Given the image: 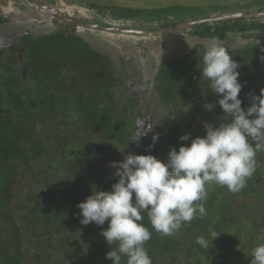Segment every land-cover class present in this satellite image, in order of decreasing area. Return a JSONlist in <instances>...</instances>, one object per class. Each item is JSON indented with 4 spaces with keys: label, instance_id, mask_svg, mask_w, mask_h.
Listing matches in <instances>:
<instances>
[{
    "label": "trees",
    "instance_id": "1",
    "mask_svg": "<svg viewBox=\"0 0 264 264\" xmlns=\"http://www.w3.org/2000/svg\"><path fill=\"white\" fill-rule=\"evenodd\" d=\"M123 13L141 16L142 11L124 9ZM234 24L207 23L195 29L201 36L216 38ZM221 45L239 64L238 80L243 85L239 97L246 110L252 97L260 95L254 85L264 83L263 71L256 64L259 56L255 53L252 62H244L226 44ZM205 48L198 44L192 52L164 62L157 80V101L160 106L161 102L166 104L168 113L159 119L154 117L152 125L146 127L152 132L144 136L143 146L132 151L130 142L137 128L131 115L132 101L125 104L117 100L109 79L107 84L93 79V84L84 86L79 85L78 78L64 73L65 69L75 72L79 65L89 67L81 72L86 76L100 64H46L41 69L46 77L32 90L26 89V83H20L17 75L0 71V78H5L0 83V264H113L105 258L111 247L100 235L101 226L94 222L81 224L77 205L93 189L110 191L118 182L116 168L109 173L106 168L117 161L124 149L127 148L124 156L131 151L166 161L172 147L178 151L181 145L190 146L191 139L181 141L182 135L203 137L206 124L219 126L224 115L218 104L221 97L210 90L200 72ZM51 52L56 53L55 49ZM205 104L215 107L210 111ZM155 134H159V140L149 150ZM252 176L247 178L244 189L251 184ZM222 194L220 187L207 190L202 201L207 214H197L171 236L153 229L143 213L141 223L151 232L145 247L152 264H250L253 240L242 241L239 236L242 223L250 221L248 199L241 191L231 192L229 197ZM251 206L254 214L262 211L264 196ZM107 226L106 221L102 227ZM210 230L219 235L213 243ZM262 230L261 227L257 233ZM257 233L254 247L261 243ZM199 236L208 238V249L196 243ZM227 247L229 252L223 256Z\"/></svg>",
    "mask_w": 264,
    "mask_h": 264
},
{
    "label": "flooded vegetation",
    "instance_id": "2",
    "mask_svg": "<svg viewBox=\"0 0 264 264\" xmlns=\"http://www.w3.org/2000/svg\"><path fill=\"white\" fill-rule=\"evenodd\" d=\"M123 10H112L92 0H0V71L6 75H17L20 83H26L25 88L32 90L34 85L46 77L41 72L46 64H100L95 72L90 71L86 76H81V72L89 67L83 68L79 65L75 66V72L73 69L71 72L65 69L64 73L70 78H78L79 85L84 86H89L90 82L93 84V79L104 84H107L109 79L112 82L110 89L117 100H122L125 104L132 101L133 112L141 108L146 124L142 123L145 127L140 133L138 127L135 129L133 139H138L143 132L148 131L146 126L149 125V111L153 122L154 117L159 119L168 113L166 104L161 102L160 106L157 101V80L160 78L164 62L169 57L186 55L198 44L207 46L211 41H217L230 47V51L240 55L244 62H252L256 53L259 56L256 64H260L264 79V0H251L245 4L243 11L238 13L251 17L233 20V28L227 30L225 35L219 32L216 38L201 36L195 29L197 25L169 32L158 38L145 37L138 33L165 31L185 22H175L168 11L149 14L136 10L142 11L141 16H127ZM54 49L56 53L51 54ZM165 52L166 59L160 64L159 73L155 77L157 61L154 55L159 54L158 61H161ZM89 53L97 57H91ZM81 54L83 56L80 59ZM98 57L104 60H92ZM141 59H145L143 61L147 66L146 78L149 82L144 83L145 72L141 70ZM4 80L5 78H0V83ZM263 85L264 83H257L254 88L261 94L259 89ZM151 90H154L153 107L148 111L145 98ZM72 108L69 107L70 110ZM146 135L141 137L139 143L144 142ZM130 143L131 151L139 144L134 140ZM255 159L256 170L249 180L253 185L240 190L246 194L245 198L249 202L250 221L242 223V233L239 236L242 241L252 238V249L255 243L254 235L261 227L263 230L257 235L259 241L264 243V209L254 214V207L251 206H255L258 199L264 196V152H258ZM106 169L108 173L115 170L111 165ZM216 187L222 188V197H229L231 192L227 187L215 183L206 185L207 190ZM236 236L238 237V234ZM226 249L229 252V248Z\"/></svg>",
    "mask_w": 264,
    "mask_h": 264
},
{
    "label": "clouds",
    "instance_id": "3",
    "mask_svg": "<svg viewBox=\"0 0 264 264\" xmlns=\"http://www.w3.org/2000/svg\"><path fill=\"white\" fill-rule=\"evenodd\" d=\"M202 78L219 98L224 115L219 126L205 125L206 135L191 138L179 150L172 147L166 161L148 154L129 152L122 161L111 162L116 168L118 182L110 191L93 189L85 201L80 202L81 224L95 223L111 247L106 259L113 264H152L145 247L151 232L141 223L147 214L153 229L171 236L183 224L190 223L197 214L205 216L206 185L210 183L227 187L236 193L245 187L247 178L256 170V155L264 152V89L252 97L245 110L239 94L243 85L238 80L239 64L217 41H211L202 56ZM215 104H205L212 110ZM142 127V126H141ZM144 127V126H143ZM142 127V128H143ZM152 132H143L138 139ZM131 140V141H133ZM152 149L159 134L152 137ZM201 201V203H196ZM108 222L107 228L102 226ZM211 243L219 236L210 230ZM196 243L205 249L209 240L199 236ZM117 247L113 248L112 245ZM250 264H264V243L251 251Z\"/></svg>",
    "mask_w": 264,
    "mask_h": 264
},
{
    "label": "rangeland",
    "instance_id": "4",
    "mask_svg": "<svg viewBox=\"0 0 264 264\" xmlns=\"http://www.w3.org/2000/svg\"><path fill=\"white\" fill-rule=\"evenodd\" d=\"M100 6L109 9H134L142 10L146 13L168 11L171 19L175 22H191L207 19L213 16L220 17L242 12L245 4L251 0H92ZM167 13V14H168ZM166 14V17L168 15ZM145 61V59H143ZM138 64L137 62H135ZM141 70L145 72L144 83L149 82L146 64L141 65ZM153 85V83H152ZM166 113V112H165ZM246 225V224H245ZM222 254L228 253L227 249ZM219 262V261H218ZM215 264V261H211Z\"/></svg>",
    "mask_w": 264,
    "mask_h": 264
},
{
    "label": "water",
    "instance_id": "5",
    "mask_svg": "<svg viewBox=\"0 0 264 264\" xmlns=\"http://www.w3.org/2000/svg\"><path fill=\"white\" fill-rule=\"evenodd\" d=\"M249 17H251V16L243 14V13H235V14L224 15V16L215 17V18L213 17V18H207V19H202V20H197V21L181 23V24H178L175 27H172L169 30H165V31H156V32L146 31L144 33H140L139 32L138 34H142L145 37L158 38V36H160V35H163V34H166V33H169V32H177V31H180V30H183V29H187V28H192V27H194L196 25L207 24V23L213 24V23H216V22H224V21H230V20L233 21V20H237V19H240V18H249ZM158 56H159V54L154 55V57H155V59L157 61L155 63L156 64L155 77L158 75L159 70H160V66H161L160 64H162V61H164L166 59L167 54L165 52V55H164V57L162 58L161 61H158ZM137 58H136V60H137ZM141 62H142V64H145V62L142 59H141ZM19 65L23 66V64H19ZM154 79L155 78H153V80ZM153 91L154 90H151L149 93H147L149 95L145 98L147 106L149 107L148 111H149V109H151L153 107L152 106ZM131 115L135 119V123H136L137 127L139 128V133H140V131L143 129L142 128L143 127L142 123L146 124L145 121H143L144 119H143V115H142V112H141V108H137ZM148 115H149L148 119H149V127H150L152 125V123H153V118L150 115V111H149ZM142 146L143 145L140 142L137 146H135V150L138 149V148H141ZM130 147H131V145H130ZM126 150H127V148L124 149V151L120 154V156L117 159V162H118V160L121 157L124 156V154L126 153Z\"/></svg>",
    "mask_w": 264,
    "mask_h": 264
}]
</instances>
